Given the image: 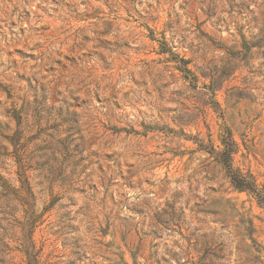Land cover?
Returning <instances> with one entry per match:
<instances>
[{
  "label": "rangeland",
  "instance_id": "1",
  "mask_svg": "<svg viewBox=\"0 0 264 264\" xmlns=\"http://www.w3.org/2000/svg\"><path fill=\"white\" fill-rule=\"evenodd\" d=\"M228 132L264 189V0H0V264H264Z\"/></svg>",
  "mask_w": 264,
  "mask_h": 264
},
{
  "label": "trees",
  "instance_id": "2",
  "mask_svg": "<svg viewBox=\"0 0 264 264\" xmlns=\"http://www.w3.org/2000/svg\"><path fill=\"white\" fill-rule=\"evenodd\" d=\"M222 141L224 148L217 151V159L227 168L233 185L239 190H249L254 193L259 202L264 205V189H259L256 180L251 174H244L233 166V154L236 152V148L232 135L228 132ZM24 225L28 230L33 228L35 226V219L30 216L27 217ZM25 252L29 260L28 264H38L37 255L29 244L25 246Z\"/></svg>",
  "mask_w": 264,
  "mask_h": 264
}]
</instances>
